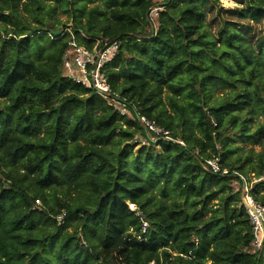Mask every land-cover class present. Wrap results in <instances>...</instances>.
Here are the masks:
<instances>
[{
    "label": "trees",
    "instance_id": "16d2710c",
    "mask_svg": "<svg viewBox=\"0 0 264 264\" xmlns=\"http://www.w3.org/2000/svg\"><path fill=\"white\" fill-rule=\"evenodd\" d=\"M215 1L170 0L152 22L156 0H0V264H264L232 173L264 174V150L242 157L232 133L264 145V123L248 133L264 116V0H235L221 24ZM59 10L81 42L121 41L107 73L130 115L63 75ZM218 80L234 93L213 105ZM214 155L230 174L204 167ZM251 192L264 204V180Z\"/></svg>",
    "mask_w": 264,
    "mask_h": 264
},
{
    "label": "built area",
    "instance_id": "2783aa9c",
    "mask_svg": "<svg viewBox=\"0 0 264 264\" xmlns=\"http://www.w3.org/2000/svg\"><path fill=\"white\" fill-rule=\"evenodd\" d=\"M169 1L170 0H156V5L152 7L149 13V18L152 22H155L156 16L164 9L165 4L169 3ZM66 29L64 32L67 31L70 37L62 57L63 75L109 98V104H112L120 114L130 115V106L125 98H122L119 93L112 89L110 77L107 73V64L117 55L121 41L119 39L111 40L107 37H88L83 34L84 38L90 42L86 44L78 39V35ZM136 114L140 124L155 140L162 138L185 145L182 139L174 138L169 129L159 125L145 115L138 112ZM214 124L216 123L214 122ZM213 135H216L215 131H213ZM203 165L207 170L213 173L222 175L231 173L230 169L222 163L220 155L205 158ZM232 173L236 175L233 184L241 188V203L245 206L250 216L255 236L254 244L256 248L259 249L264 239V204L254 199L251 192L253 185L251 182L247 181L248 179L243 173L236 170H233ZM260 178L258 177L255 180L258 181ZM128 205L131 210H138L134 203L128 201ZM64 215L65 213L57 217L59 222L63 221ZM147 227L148 222L144 220L143 231H145ZM150 264H155V262L151 261Z\"/></svg>",
    "mask_w": 264,
    "mask_h": 264
},
{
    "label": "rangeland",
    "instance_id": "374dc122",
    "mask_svg": "<svg viewBox=\"0 0 264 264\" xmlns=\"http://www.w3.org/2000/svg\"><path fill=\"white\" fill-rule=\"evenodd\" d=\"M215 1V0H214ZM216 3V8H221V16H219L220 21H218V23L223 21V19H225L226 17H228V14L226 12V10L228 9H232L235 7H240V4H238L237 2H235V0H217L215 1ZM217 16V11H215V13H211V16L209 19H211L213 16ZM28 16V14H26ZM56 18L61 21V24L66 23V25H68V28L66 30H70L71 32L74 33L73 28H72V20L71 18L68 16L67 13L62 12L61 10L58 11V14L56 15ZM210 24L208 25L211 33H210V37H213V35L216 34V30L219 28V25H217V23L215 22H210L208 21ZM245 24L250 25L251 23L245 21ZM253 27L256 29H258L260 27V25H255L253 24ZM75 34V33H74ZM76 35V34H75ZM82 38H84L83 34ZM86 36V35H85ZM79 39V38H78ZM210 61V60H209ZM234 93V89L232 87V85L230 83H226L224 81L218 80L215 82L214 85L210 84L208 86V90L206 92V98L208 99L210 104H217L220 103L224 100H230V98L232 97L231 95ZM165 97V95H164ZM1 105V103H0ZM171 110V109H170ZM264 123V116L263 115H259L258 117H256L255 122L250 126V129L248 131V133L253 132L260 124ZM244 127L238 123V125H236L234 127V129L232 130L233 133V137L236 140V144L241 146V154L242 157H245V155L249 152L252 154V156L255 158L256 155H258L260 152H262V150H264V145L262 143L259 142H255L253 140L251 141H247L244 140L243 138H240V131L241 129H243ZM136 138L138 140L141 141H145V137L142 134H138L136 136ZM247 168H245L246 171ZM244 175L247 177V181L251 182L252 185L256 182H258L259 180H264V174L262 175H258L256 171H247V173H244ZM261 176V178H260ZM260 178L258 181H256V178ZM260 249V248H259Z\"/></svg>",
    "mask_w": 264,
    "mask_h": 264
}]
</instances>
